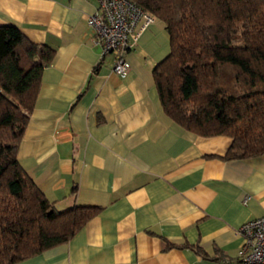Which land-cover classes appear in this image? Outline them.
Segmentation results:
<instances>
[{
    "label": "crops",
    "instance_id": "1",
    "mask_svg": "<svg viewBox=\"0 0 264 264\" xmlns=\"http://www.w3.org/2000/svg\"><path fill=\"white\" fill-rule=\"evenodd\" d=\"M97 0H0V25L54 51L17 148L59 210L98 206L67 242L14 264H240L238 227L264 214V154L226 159L163 112L152 75L169 52L154 19L112 71L87 16Z\"/></svg>",
    "mask_w": 264,
    "mask_h": 264
},
{
    "label": "trees",
    "instance_id": "2",
    "mask_svg": "<svg viewBox=\"0 0 264 264\" xmlns=\"http://www.w3.org/2000/svg\"><path fill=\"white\" fill-rule=\"evenodd\" d=\"M128 1L168 37L169 52L152 68L165 115L192 133L230 137L226 159L264 154V0ZM54 54L0 25V264L67 242L100 209L57 210L16 157Z\"/></svg>",
    "mask_w": 264,
    "mask_h": 264
},
{
    "label": "built area",
    "instance_id": "3",
    "mask_svg": "<svg viewBox=\"0 0 264 264\" xmlns=\"http://www.w3.org/2000/svg\"><path fill=\"white\" fill-rule=\"evenodd\" d=\"M97 10L87 16L94 29L93 41L100 45L101 55H111L112 71L124 77L129 70L125 53L134 47L140 33L153 21L145 11L128 0H97ZM242 238L240 264H264V214L238 227Z\"/></svg>",
    "mask_w": 264,
    "mask_h": 264
}]
</instances>
